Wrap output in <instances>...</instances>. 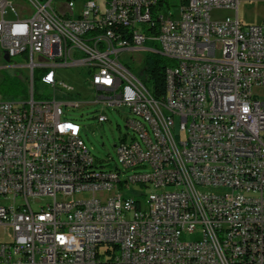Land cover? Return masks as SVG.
<instances>
[{"label": "built area", "instance_id": "obj_1", "mask_svg": "<svg viewBox=\"0 0 264 264\" xmlns=\"http://www.w3.org/2000/svg\"><path fill=\"white\" fill-rule=\"evenodd\" d=\"M20 3L0 0V52L27 60L30 85L0 101V197L13 201L0 206V264H264V24L244 26L240 0ZM221 10L234 17L212 19ZM137 51L169 62L170 97L150 99L143 70L122 63ZM64 68L87 75L93 104L128 109L114 168L64 114L85 102L34 98V72L69 95ZM39 197L50 202L34 211Z\"/></svg>", "mask_w": 264, "mask_h": 264}, {"label": "rangeland", "instance_id": "obj_2", "mask_svg": "<svg viewBox=\"0 0 264 264\" xmlns=\"http://www.w3.org/2000/svg\"><path fill=\"white\" fill-rule=\"evenodd\" d=\"M16 5H22L20 0H12ZM167 1L171 6L169 9L175 12L173 6L174 0H162ZM27 8V7H25ZM166 10V7H165ZM27 11V10H26ZM24 11V12H26ZM226 17H234V12L229 10H221L212 14V19L222 20ZM238 20L244 26H255L264 24V0H240L237 9ZM145 48L156 49L158 45L156 43H149L144 46ZM147 51H137L134 53V62L131 61L128 55L121 57L123 64L139 75L144 69V60ZM27 60L23 56H15L10 58L7 62L3 58V54L0 52V101H22L28 99L30 96V85L27 77ZM58 79L63 81L67 86L72 87L66 95L64 93H53L48 87H44L37 84L35 88V95L41 96L43 99H52L54 96L57 101L69 102L79 101L85 102L79 105L77 108L71 109L70 107H63L65 116L76 122L81 127L80 139L86 146L87 150L95 158L96 165H101L104 168H114L116 163L115 146H117L123 138L129 140L131 132L126 128V119L130 118L128 109L120 107L116 109L103 108L100 104H93L94 93L87 88L86 78L87 75L80 69L76 68H64L58 69ZM13 84L12 89L17 88L16 95H3V90ZM22 88L24 91L22 92ZM63 92V90H62ZM259 99H264V89L256 91ZM78 94V95H77ZM103 114L107 118V121L100 125L95 119L97 115ZM138 187H133L132 190H138ZM149 190H146L145 194H148ZM88 194H82L81 198H88ZM76 198H78L76 196ZM50 202L47 197L36 198L35 201H31L30 205L34 211H38L40 207ZM11 198L3 199L0 197V206H8L12 204ZM22 204V201L16 200L15 205ZM198 239L196 235H184L183 241H195ZM5 236L0 232V242H5Z\"/></svg>", "mask_w": 264, "mask_h": 264}, {"label": "trees", "instance_id": "obj_3", "mask_svg": "<svg viewBox=\"0 0 264 264\" xmlns=\"http://www.w3.org/2000/svg\"><path fill=\"white\" fill-rule=\"evenodd\" d=\"M162 4V0H159V5ZM169 65V62L163 59L158 54H147L144 60V69L143 76L145 78V86L149 89L151 94L156 98L160 99L165 96L166 93V67ZM40 72L33 73V93H35V88L39 83ZM14 87L13 84H10L9 87L3 90V95H16L18 91L16 89H12ZM22 92L24 89L22 88ZM34 98L38 99L39 96L34 94ZM240 264H248V263H240ZM250 264V263H249Z\"/></svg>", "mask_w": 264, "mask_h": 264}, {"label": "bare ground", "instance_id": "obj_4", "mask_svg": "<svg viewBox=\"0 0 264 264\" xmlns=\"http://www.w3.org/2000/svg\"><path fill=\"white\" fill-rule=\"evenodd\" d=\"M174 91L173 76H166V93L163 98L170 97ZM150 99H156L149 91ZM75 164H84V156H75ZM86 170H94V163H86ZM250 264H258V260L249 261Z\"/></svg>", "mask_w": 264, "mask_h": 264}, {"label": "water", "instance_id": "obj_5", "mask_svg": "<svg viewBox=\"0 0 264 264\" xmlns=\"http://www.w3.org/2000/svg\"><path fill=\"white\" fill-rule=\"evenodd\" d=\"M3 58H4V60L7 61V62L10 60L9 57H8L6 54L3 55Z\"/></svg>", "mask_w": 264, "mask_h": 264}]
</instances>
